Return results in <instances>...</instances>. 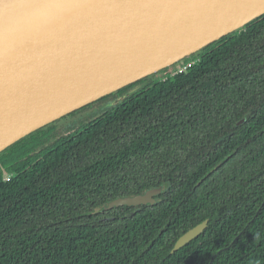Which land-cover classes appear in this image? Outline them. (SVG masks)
<instances>
[{
	"label": "trees",
	"instance_id": "16d2710c",
	"mask_svg": "<svg viewBox=\"0 0 264 264\" xmlns=\"http://www.w3.org/2000/svg\"><path fill=\"white\" fill-rule=\"evenodd\" d=\"M193 59L0 154V264H264V15ZM160 186L154 206L102 211Z\"/></svg>",
	"mask_w": 264,
	"mask_h": 264
},
{
	"label": "water",
	"instance_id": "95a60500",
	"mask_svg": "<svg viewBox=\"0 0 264 264\" xmlns=\"http://www.w3.org/2000/svg\"><path fill=\"white\" fill-rule=\"evenodd\" d=\"M263 15L264 0H0V154L104 97L158 81ZM162 192L118 198L102 211L154 206ZM207 226L183 234L171 254Z\"/></svg>",
	"mask_w": 264,
	"mask_h": 264
},
{
	"label": "built area",
	"instance_id": "2783aa9c",
	"mask_svg": "<svg viewBox=\"0 0 264 264\" xmlns=\"http://www.w3.org/2000/svg\"><path fill=\"white\" fill-rule=\"evenodd\" d=\"M197 60L195 59H188L185 60L184 63L179 66V67H172L169 70L164 71V74L162 75V77L159 79V81H165L168 78H173L179 74H182L184 72H186L188 70V68H190ZM10 176H6L5 180L7 181L9 179Z\"/></svg>",
	"mask_w": 264,
	"mask_h": 264
},
{
	"label": "rangeland",
	"instance_id": "374dc122",
	"mask_svg": "<svg viewBox=\"0 0 264 264\" xmlns=\"http://www.w3.org/2000/svg\"><path fill=\"white\" fill-rule=\"evenodd\" d=\"M194 57V56H193ZM193 57L192 58H190V60L191 59H193ZM188 60V59H187ZM184 62H180V63H178V64H176L174 67H179V66H181L182 64H183ZM173 67V68H174ZM153 77H155V76H152V78ZM149 81H150V79H149ZM152 81V80H151ZM135 90V88H132L131 90H129L128 92H127V94L128 93H130V92H133ZM136 93V92H135ZM134 93V94H135ZM126 94V93H125ZM124 94V95H125ZM110 103H107L105 106H104V108H106V109H110L109 107H108V105H109ZM70 121H71V119H68V118H66V120H61V121H59L57 124H56V126H58V125H62V124H64L65 126H68L69 124H70Z\"/></svg>",
	"mask_w": 264,
	"mask_h": 264
},
{
	"label": "flooded vegetation",
	"instance_id": "af4514ba",
	"mask_svg": "<svg viewBox=\"0 0 264 264\" xmlns=\"http://www.w3.org/2000/svg\"><path fill=\"white\" fill-rule=\"evenodd\" d=\"M97 112H98V109H95L93 112H89L87 114H84L81 118L77 119L74 122H71L68 126H65L62 130H66L67 128H72L75 125H78V123H80V121H83V120L87 119L88 117L93 115V113H97Z\"/></svg>",
	"mask_w": 264,
	"mask_h": 264
},
{
	"label": "snow or ice",
	"instance_id": "6c2138e0",
	"mask_svg": "<svg viewBox=\"0 0 264 264\" xmlns=\"http://www.w3.org/2000/svg\"><path fill=\"white\" fill-rule=\"evenodd\" d=\"M37 7H45L44 5H37Z\"/></svg>",
	"mask_w": 264,
	"mask_h": 264
}]
</instances>
